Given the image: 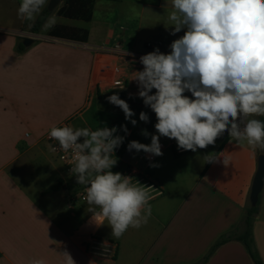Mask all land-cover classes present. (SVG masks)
Instances as JSON below:
<instances>
[{
	"label": "crops",
	"instance_id": "1",
	"mask_svg": "<svg viewBox=\"0 0 264 264\" xmlns=\"http://www.w3.org/2000/svg\"><path fill=\"white\" fill-rule=\"evenodd\" d=\"M20 3L0 0V264H32L37 259L66 264L65 253L74 264H201L221 237L235 230L243 233L264 150L237 143L227 131L214 145L195 152L160 136L163 155L147 161L141 150L121 168H116L120 159L115 148L113 173L143 171L162 192L150 189L148 222L130 227L119 239L112 236L107 220L88 211L85 186L64 170L44 139L64 122L93 131L111 129L121 122L116 117L122 110L110 105L113 94L130 107L145 106L133 79L143 70L140 58L157 49L170 54V45L185 31L171 34V0H94L89 21L59 15L66 5L60 0L38 34L32 27L42 10L33 21L22 20ZM50 17L55 23L46 27ZM26 39L33 42L25 46ZM117 45L125 87L98 91L94 66L115 57L103 49ZM183 95L192 97L188 91ZM249 118L261 120L257 115ZM152 135H159L156 129L146 145ZM131 178L149 187L139 177ZM58 183L60 190L44 193ZM252 238L264 264V188ZM205 264L255 263L246 246L233 240L219 246Z\"/></svg>",
	"mask_w": 264,
	"mask_h": 264
},
{
	"label": "clouds",
	"instance_id": "2",
	"mask_svg": "<svg viewBox=\"0 0 264 264\" xmlns=\"http://www.w3.org/2000/svg\"><path fill=\"white\" fill-rule=\"evenodd\" d=\"M47 0H21L18 16L33 21ZM172 33L184 35L170 45V54L155 50L140 58L143 70L135 72L139 97L154 111L159 135L151 144L135 140L128 150L163 155L159 137L175 139L180 149H204L214 145L226 131L237 143L253 150L264 149V0H171ZM55 23L50 17L46 27ZM123 89V82H117ZM155 89V94H149ZM191 92L193 98L183 95ZM125 119L134 115L118 95L108 97ZM139 119L147 122L141 112ZM135 126L137 121L131 120ZM127 133V128L121 126ZM117 129L95 131L72 126H53L49 138L73 152L71 171L85 186L88 211L102 216L119 239L130 227L140 228L152 214L151 187L110 169L117 163L113 151L123 137ZM143 135H149L147 131ZM83 138L82 142H80ZM51 151H56L48 145ZM209 161H212L209 159ZM225 163V162H224ZM99 209V212H96ZM103 224V223H101ZM66 264H74L65 253ZM32 264H44L33 260Z\"/></svg>",
	"mask_w": 264,
	"mask_h": 264
},
{
	"label": "trees",
	"instance_id": "3",
	"mask_svg": "<svg viewBox=\"0 0 264 264\" xmlns=\"http://www.w3.org/2000/svg\"><path fill=\"white\" fill-rule=\"evenodd\" d=\"M65 1H66V5L58 12L59 15L65 16L67 18L82 19L86 21H89L91 19L94 0H65ZM50 14L51 11L49 9L45 8L44 10H42L40 16L38 17V19L36 20V22L32 27L33 33L38 34L41 31L46 19ZM23 49H24L23 45H20V50ZM189 98H193V97H189ZM154 129H155V124L145 125L141 130L132 133L131 141L135 140L139 143L145 144L147 138ZM145 130L149 135L145 136L142 134V132ZM127 146L128 144H126L123 147L121 155H123ZM125 165L128 164L124 163L123 161H120L119 164L116 165V168H121ZM60 188H61V183H58L52 186L51 188L47 189L44 193L47 194L54 191H58L60 190ZM258 212H259V202L255 207L251 205L248 206L245 213V217L243 219L244 232L239 233L237 232V230H235L230 234L221 237L219 241L213 246L209 254L201 261V264H205L219 246L233 240L240 241L246 246L255 264H263L261 258L259 257L257 251L255 250L253 238H252V227Z\"/></svg>",
	"mask_w": 264,
	"mask_h": 264
},
{
	"label": "built area",
	"instance_id": "4",
	"mask_svg": "<svg viewBox=\"0 0 264 264\" xmlns=\"http://www.w3.org/2000/svg\"><path fill=\"white\" fill-rule=\"evenodd\" d=\"M107 53L110 52L111 54H114L115 57L112 58H105L102 60H99L93 70V80H94V87L101 92H109V91H114V90H121L120 88L117 87V82H123L120 80V74H121V66L119 63L118 57H120V45L115 46L113 49H103ZM123 86L125 87L124 83ZM68 125L71 126L70 122H64L60 126ZM120 134V135H119ZM115 136H120L123 137V142L116 148L115 150V155L122 161V155L121 152L123 150V147L128 144V139L130 138V134L125 132L124 130H117L116 133L114 134ZM45 141L47 142L48 145H51L53 148L56 149V151H51L52 154L55 156V158L62 163L64 166V170L72 175L75 176L71 169L74 167V160H73V152L68 151L65 152L63 151L58 142L50 139L49 138V132L45 136ZM180 149V148H179ZM182 151V150H181ZM141 158L147 161H152L154 159V155L151 153H146L143 152L141 154ZM123 176H137L141 180L145 181L146 184L151 187L153 191H156V193L161 194V190L156 186V184L151 183L149 176L147 173L143 171H138L135 169H130L126 171ZM76 177V176H75Z\"/></svg>",
	"mask_w": 264,
	"mask_h": 264
},
{
	"label": "water",
	"instance_id": "5",
	"mask_svg": "<svg viewBox=\"0 0 264 264\" xmlns=\"http://www.w3.org/2000/svg\"><path fill=\"white\" fill-rule=\"evenodd\" d=\"M59 2H60V0H50L49 4H48V9L50 11H53L57 7ZM32 42H33V40L26 39L24 41V45L29 46ZM138 152L139 151H136L135 149H132L131 151H129L128 146H127L126 150L124 151V153L122 155V161L124 163H129L131 161V159L136 154H138ZM263 188H264V154H261L259 156L258 169H257L256 175H255V178H254V181L252 184V188H251V194H250L251 206H253V207L257 206V204L259 202L260 195L263 191Z\"/></svg>",
	"mask_w": 264,
	"mask_h": 264
},
{
	"label": "rangeland",
	"instance_id": "6",
	"mask_svg": "<svg viewBox=\"0 0 264 264\" xmlns=\"http://www.w3.org/2000/svg\"><path fill=\"white\" fill-rule=\"evenodd\" d=\"M167 49H168L167 46H165L163 48L164 51H167ZM123 89H121V91H123ZM110 105L112 107H114V108L119 107V106H116V105H114L112 103H110ZM137 106H138L139 109H136L133 106L132 107L129 106L130 109L132 110V112L134 113V115L131 117V119H128V120L125 119V114H124L123 110H121L119 113H117V115H119V116H117L116 118L120 119L121 122H115L113 124L112 128L115 127L117 130H120V129L123 130V128L121 126H125L127 128V130H128V128H131V129H136L135 131H139L140 127H142V126H145L147 124H156L158 122L157 118H156V115H155L154 111L151 109L150 106H147V105H145V106L137 105ZM141 112H144V113L147 114V116H148V121L147 122L141 121L139 119V116H140ZM257 117L258 118L261 117L260 118L261 121H264V115H258ZM133 119L137 121L135 126L131 123V120H133ZM132 133L133 132L130 133V139H132Z\"/></svg>",
	"mask_w": 264,
	"mask_h": 264
}]
</instances>
